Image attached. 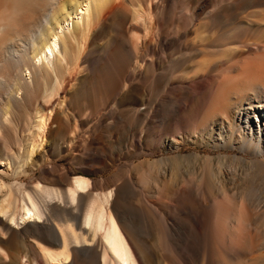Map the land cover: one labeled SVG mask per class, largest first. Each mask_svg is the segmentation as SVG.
<instances>
[{
    "label": "rangeland",
    "instance_id": "rangeland-1",
    "mask_svg": "<svg viewBox=\"0 0 264 264\" xmlns=\"http://www.w3.org/2000/svg\"><path fill=\"white\" fill-rule=\"evenodd\" d=\"M126 1L131 7V2ZM133 3L139 8L142 0ZM240 3L235 6L231 0H148L147 5L152 4L153 17L146 26L162 37L164 45L159 47L157 42L148 40L147 45H152L157 52L138 50L145 59L143 69L136 66V56L130 60L127 52L131 49L122 48L125 37H135L130 26L138 22L130 19L126 26L116 30L108 25L101 26L91 34L87 47L73 52L71 74L60 77L62 85L57 97L51 99L42 94L31 108L16 109L3 142L9 140L15 150L19 140L31 138L26 136L27 129L45 106H53L56 99L65 101L63 109L57 108L58 123L69 128L68 131L76 127L83 131L97 125L92 137L98 139V148H94L98 149L97 154L108 155L101 159L106 162L105 169L100 164L95 165L96 169H85L91 178L102 181L130 175L133 183L121 196V204L139 217L141 213L135 208L142 201L152 207V210L146 209L141 222L132 231L140 243H147L152 249L156 262L165 261L167 256L178 264H214L216 259H227V264H232L229 256L233 252L229 247L217 246L221 252L216 257L211 254V226L217 220L222 224V233L229 238L236 236L232 225L239 220L242 223V253L235 263L251 264L253 258L258 257L263 264L264 172L252 171L248 165L254 167L264 160V150L245 137L257 128L233 122L231 118L246 100L245 92L251 91V87L256 97L264 96V0H241ZM146 26L141 25V29L145 30ZM116 44L121 49L116 48ZM109 53L116 58H111ZM126 59V65L118 67L120 61ZM201 62L206 63L205 70L199 67ZM79 63L81 67L75 69ZM133 70L138 75L137 82L142 84L146 85L153 74L160 79L157 88L148 87L146 95L151 104L126 92V79ZM218 73L222 76L220 86L212 84L211 80ZM203 74L206 77L200 85L192 82L193 77L199 80ZM120 76L126 78L120 79ZM105 78L110 80L111 91L106 89ZM32 81L36 89H47L49 94L56 88L51 78L35 77ZM8 83L0 85L4 101L7 95L3 91ZM24 96L22 93L21 97ZM0 104L7 106V102ZM131 110L141 111L143 115L151 111L148 114L153 117L151 123L145 126L142 120L135 121L128 114ZM113 113L121 119L114 122L106 117L102 124L99 123L100 115ZM30 132L35 133L34 130ZM46 134L47 163L43 157L39 158L32 172H27V167L26 172L18 176L12 167L9 170L0 166V176L9 185H32L58 165L69 171L80 168L59 156L65 144L58 125L54 124ZM171 138L177 142H172ZM0 157H5L4 145L0 146ZM219 170L224 175L217 181L214 175H218ZM224 192L234 211L226 217L222 211L213 215L212 208L216 202L224 200ZM242 208L254 212L257 230L247 228L245 218L239 216ZM163 241L168 243L166 248L161 245ZM6 251L11 253V250ZM0 264L4 263L0 261Z\"/></svg>",
    "mask_w": 264,
    "mask_h": 264
},
{
    "label": "bare ground",
    "instance_id": "bare-ground-1",
    "mask_svg": "<svg viewBox=\"0 0 264 264\" xmlns=\"http://www.w3.org/2000/svg\"><path fill=\"white\" fill-rule=\"evenodd\" d=\"M128 1L131 2V7L126 0H0V85L9 81L3 91L7 95L6 101L1 96L3 93L0 94V103L7 102L6 107L0 104V146L5 147V157H0V166L4 165L9 170L12 167L18 176L25 173L27 167V172H32V167L38 164L39 158L43 157L42 160L47 163L44 150L46 133L54 124L58 125L65 144V149L61 148L59 156L71 164L80 165L76 171H69L65 166H54L45 172V177L26 187L19 184L9 185L0 176V261L4 264H178L175 259L167 256L164 260L170 259L168 262H156L148 244L140 243L133 235L132 229L141 222V216L145 215L146 209L152 210V207L142 201L140 206L135 208L141 213L139 217L121 204V196L133 183L132 177L122 174L112 180L96 181L91 178L90 172L85 170L96 169V164L105 169L106 162L101 159L107 158L108 155L102 156L96 152L98 139L92 136L97 125L83 131H80L79 127L68 131L69 128L66 129L64 124L58 123L57 108L63 109L65 101L56 99L53 106H45L33 125L27 129L26 136L31 138L26 141L19 140L15 150L9 140L4 139L3 142L16 109L25 106L31 108L36 98L42 94L51 99L57 97L62 85L60 77L71 74L73 52L87 47L91 34L101 26L108 25L116 30L126 26L128 20H136L138 24L130 28L132 27V33L137 38L133 35L134 38L125 37L122 48L131 49L129 52L126 50L130 60L136 56V66L144 68L145 59L139 55L138 50L141 49L142 53L157 52L152 45H147L148 40L157 42L159 47L164 44L161 42L162 37L146 26L150 18L152 21V4L148 6V0H142L138 8L134 5V0ZM231 1L235 6L241 4V0ZM141 25L146 26L145 30L141 29ZM143 31L145 34H142ZM118 47L119 44H116V48ZM109 55L113 59L116 58L112 53ZM124 61H120L118 67L123 68L127 59ZM206 63H199V67L205 70ZM80 67L79 63L75 69ZM217 75L211 77L214 85L219 84L222 77L221 73ZM137 76L133 70L131 76L126 79V92H132L145 104H151L146 95L148 87L157 88L160 79L153 74L145 85L137 82ZM35 77L51 78L56 86L54 92L49 94L47 89H36L32 81ZM122 77L120 76V79ZM205 77V74L201 75L199 80L193 77L192 82L200 85ZM105 79L106 89L110 90V80ZM250 89L251 91L245 92L246 100L230 118L233 122L239 121L257 128L255 131L252 129L245 137L255 141L256 145L260 144L264 150V96L256 97L255 90L252 87ZM231 91L234 92L232 89ZM22 93H25L24 98L21 97ZM65 96L67 98V95ZM153 105L154 103L151 106ZM151 111L143 115L141 111L131 110L128 114L132 115L135 121L142 120L147 126L153 118L148 115ZM106 117L114 122L121 119L116 113L100 115L99 123L102 124ZM74 119L77 124L75 116ZM227 120L226 118L225 121ZM227 123L231 125V122ZM31 130L35 133L30 132ZM135 133L136 131L134 135L131 134L134 139ZM170 140L177 142L175 138ZM35 156L37 158H34ZM239 160L246 162L244 158ZM255 165L248 167L252 171L264 172V160ZM223 175L224 172L219 170L214 178L218 181ZM223 194L224 200L216 202L212 208L213 215L222 211L226 217L234 211L226 192ZM244 211L242 208L238 212L241 218H245L247 228L257 230L254 212L250 209ZM232 227L237 234L227 238L221 231L222 224L217 220L212 223L211 254L216 257L221 252L217 246L229 247L233 252L229 261L236 264L235 261H239L242 253V223L238 220ZM161 245L166 248L168 243L163 241ZM5 249L11 250V253H7ZM261 258L264 264V257ZM260 260L254 257L251 264H260ZM214 264H227V259H216Z\"/></svg>",
    "mask_w": 264,
    "mask_h": 264
}]
</instances>
